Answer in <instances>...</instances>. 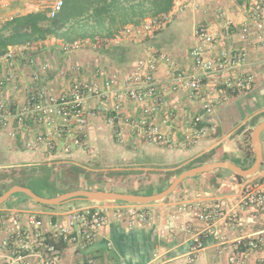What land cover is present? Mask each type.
<instances>
[{
    "label": "crops",
    "instance_id": "obj_1",
    "mask_svg": "<svg viewBox=\"0 0 264 264\" xmlns=\"http://www.w3.org/2000/svg\"><path fill=\"white\" fill-rule=\"evenodd\" d=\"M257 2L264 3V0H185L183 12L177 14L166 28L154 36L142 40L126 39L118 45L86 46L66 53L61 48L62 39L49 37L44 41L10 47V56H0V97L12 106L22 102L27 93L40 84L51 91L60 92L75 78L102 83L116 74L119 80L117 85L122 86L124 78L142 58L158 60L153 74L159 80H166L174 70L187 71L196 41L195 30L200 24L219 36L216 51L240 49L246 52V71L255 76V81L248 91L233 92L219 86L212 93L213 83L209 82L198 97L184 91L170 92L167 95V122L163 123L161 114L155 115L154 121L162 124L163 131L176 142L175 147L152 143L142 132L129 125L124 126L123 142L118 141L106 119V112L99 111V108H110L112 105L111 99L105 98L88 101L89 123L82 131L89 148L77 149L70 155L62 152L64 140L46 125L28 122L24 128H19L15 124V136H11L9 130L0 129V159L3 160L0 168L12 166L18 157L28 164L47 163L54 166L69 163L83 168L92 179L86 178L94 184L90 188L81 186L70 191H113L112 188H102V181L110 186L117 178L124 183L132 182L134 188L128 193L149 195L159 192L161 183H167L165 189L183 171L206 163L229 161L243 168L251 167L255 162V150L252 134L249 140L248 132L254 129L251 125L253 118L264 110V44L250 19ZM41 10L47 11V8L40 0H10L9 7L2 8L0 12L4 17ZM227 21H232L233 25L227 27ZM191 24L194 31L189 35ZM246 25H249L251 32L247 38H242L239 29ZM162 53L170 57L173 66L170 61L158 59ZM42 63L50 64V68L36 81L33 73L39 70ZM78 66L82 68L80 73L76 72ZM11 72L14 74L13 81L1 84ZM208 101L214 105L212 114L207 117L211 131L189 147H179L178 143L184 138L186 130V115L203 113L204 104ZM122 112L124 116L137 118L141 104L125 99ZM48 133L56 143L55 148L48 149L41 145L35 151L27 149L26 144L31 137ZM262 147L264 156L263 142ZM242 181L243 178L231 170L216 169L185 179L173 194L148 204L105 201L71 207H40L33 199L34 202L20 197L8 203L10 197L0 205V213L18 210L23 211L24 216L33 212L45 221L50 218L53 221H66L67 212L71 209L101 208L109 217L108 223L87 249L97 264H157L156 255L163 264H262L264 248L248 250L247 258L234 263L228 250L220 251L216 235L203 236L217 230L230 238L257 234L264 238V212L245 207L238 209ZM156 182L158 185H154ZM6 183L8 187H5ZM9 186L7 181H0V192L3 194L11 188ZM146 189L154 190L146 192ZM217 200L238 209L240 220L236 228L207 223L195 215L199 202L210 204ZM15 203L21 204V207H16ZM131 209H135L137 214L119 217V212ZM198 235L203 237L204 248L191 255L193 238ZM62 248L68 264L82 263L78 249Z\"/></svg>",
    "mask_w": 264,
    "mask_h": 264
},
{
    "label": "built area",
    "instance_id": "obj_2",
    "mask_svg": "<svg viewBox=\"0 0 264 264\" xmlns=\"http://www.w3.org/2000/svg\"><path fill=\"white\" fill-rule=\"evenodd\" d=\"M47 8V14L54 18L62 10L65 0H40ZM10 0H0V10L8 8ZM185 0H175L169 12L156 16H149L139 24H128L117 30L112 36L95 35L76 39L72 42L61 43L64 52H75L86 46L102 47L118 45L126 39L142 40L154 36L166 28L173 18L183 12ZM16 17L15 14L2 16L0 12V27L7 21ZM252 25L264 44V3L257 2L250 13ZM227 27L233 25L227 21ZM242 38L250 35L249 25L239 29ZM195 44L191 50L192 61L189 70H174L166 80H159L153 74L157 69V59H140L135 67L124 78L123 85L119 86L118 76L113 74L102 83L93 80L75 78L70 85L60 92L51 91L40 84L31 89L26 98L12 106L5 98L0 97V129L9 130L11 136L16 132L13 126L24 128L28 122L37 125H46L61 139L64 140L62 152L72 154L77 149H88L89 143L82 129L89 123L88 101L94 98L111 99L110 108H99L106 112V119L112 126L118 141L123 142L124 126L129 125L138 132H142L148 141L169 147H175L176 142L163 131L162 124L154 121L155 115L161 114L163 123L169 118L167 108V95L170 92H188L192 97L201 96L209 82L213 83L212 93L222 86L230 91H248L253 88L255 76L246 71V52L240 49H223L216 51L219 36L203 24L195 30ZM213 54H210V53ZM5 55L10 56L7 52ZM161 61H170V57L162 53L158 56ZM50 64L42 63L39 70L34 71L33 78L40 80L42 74L47 72ZM81 67L76 68L80 73ZM14 74H7L6 82H12ZM129 99L141 104L140 115L127 117L123 115V101ZM213 102L204 104V112L187 114L185 118L186 130L184 138L178 143L181 148H187L206 136L211 131L207 124L214 108ZM53 149L56 146L53 137L48 134H37L31 137L26 144L30 151L39 146ZM242 186L239 207L253 208L264 212V167L255 175L242 177ZM238 209L223 201L207 204L199 202L195 215L207 223L228 226L232 229L239 225L240 215ZM136 215L135 209L119 212ZM145 217L144 214H140ZM109 217L99 207H84L71 209L67 212L66 221H53L51 218L43 220L39 215L30 213L24 216L23 211L0 213V264H68L65 260L63 248L78 249L82 255L81 264H97L95 257L87 253ZM216 235L219 240L220 251L228 250L230 259L240 263L247 258L248 250H262L264 238L257 234L246 237L230 238L220 231L204 233L203 236ZM204 248L201 235L193 238L191 255H195ZM157 264H163L156 255ZM264 264V257L261 258ZM122 264V263H120Z\"/></svg>",
    "mask_w": 264,
    "mask_h": 264
},
{
    "label": "trees",
    "instance_id": "obj_3",
    "mask_svg": "<svg viewBox=\"0 0 264 264\" xmlns=\"http://www.w3.org/2000/svg\"><path fill=\"white\" fill-rule=\"evenodd\" d=\"M174 1L65 0L62 10L54 18H50L47 11L41 10L19 15L5 22L0 27V56L5 55L10 47L44 41L49 37L72 42L78 38L98 34L112 36L125 25L139 24L146 17L169 12ZM263 115L264 112L253 118L252 127L260 123V117ZM252 131L253 128L248 132L249 140ZM20 160L18 157L17 162L9 166L12 169L9 174L0 172V181L10 180L11 187L15 185L29 187L40 196L51 197L68 191L57 189L58 183L62 182L64 168L56 171L54 166L47 163L28 164ZM254 160L255 154L253 162ZM67 168L70 172H77L81 177L92 179L80 166L70 165Z\"/></svg>",
    "mask_w": 264,
    "mask_h": 264
},
{
    "label": "water",
    "instance_id": "obj_4",
    "mask_svg": "<svg viewBox=\"0 0 264 264\" xmlns=\"http://www.w3.org/2000/svg\"><path fill=\"white\" fill-rule=\"evenodd\" d=\"M263 131H264V120L258 123L254 127L252 132V142L256 157H255V162L249 168H243L229 161L206 163L183 171L171 182V184L167 188L149 195L122 193V192L107 191V190L80 189L52 197H46V196H40L29 187L22 185H15L9 188L2 195H0V205L4 204L6 201H8V199L12 195L16 193H23L29 196L35 202L49 206H60L75 201H89V202L120 201L126 203L148 204L152 202L161 201L167 198L168 196H170L171 194H173L185 179L196 176L201 173L211 172L216 169H228L241 177H250L255 175L261 169V166L263 164L264 156H263V147L261 140V134Z\"/></svg>",
    "mask_w": 264,
    "mask_h": 264
},
{
    "label": "rangeland",
    "instance_id": "obj_5",
    "mask_svg": "<svg viewBox=\"0 0 264 264\" xmlns=\"http://www.w3.org/2000/svg\"><path fill=\"white\" fill-rule=\"evenodd\" d=\"M192 27L193 25L191 24L189 26V35H191L192 31ZM262 112H264V110H262L259 114H262ZM257 114V115H259ZM260 120L263 121L264 120V115L260 117ZM260 121V122H261ZM261 140L263 142V145H264V131L262 132L261 134ZM4 143V141H2ZM2 156V153L0 154V157ZM232 159L238 161L234 156H231ZM199 162H201V160H199ZM1 163H3V160L0 159V165ZM70 164L69 163H60V164H56L54 165L55 167V170L56 171H61V169H63V179H62V182H59L58 185H57V189L59 190H62V191H70L76 187H93L94 184L90 183V180H88L86 177L85 179L81 176H79V174L77 172H74V171H71L70 172V169L67 168ZM261 167H264V162L262 164ZM1 172L2 173H7L9 174L10 173V170H12L10 167H5V168H0ZM8 183H10V180H6ZM103 182V185H102V188L104 186V188H112L113 191H116V192H122V193H128L129 191H132L133 190V185H132V182H128V183H124L121 179H115L114 182L109 186L108 184H106L104 181ZM167 184V183H166ZM166 184L165 182L164 183H161L160 186L162 188L166 187ZM154 185H158V182L154 183ZM5 187H8V184L6 183L5 184ZM158 186H155V188H157ZM148 188V187H147ZM154 189H146V192H152ZM16 197H20V198H23L24 200H27V201H32L34 202L31 198H29L27 195L23 194V193H16L14 195L11 196V198L9 199V202H12L14 200V198ZM36 203V202H35ZM38 206L40 207H46L45 205H42V204H39V203H36ZM75 204H90L89 201H75V202H71V203H67V204H64L60 207H68V206H74ZM15 206L16 207H21V204H16L15 203Z\"/></svg>",
    "mask_w": 264,
    "mask_h": 264
}]
</instances>
